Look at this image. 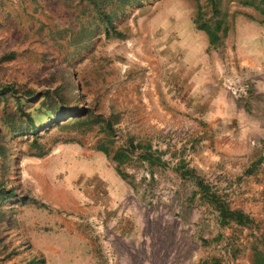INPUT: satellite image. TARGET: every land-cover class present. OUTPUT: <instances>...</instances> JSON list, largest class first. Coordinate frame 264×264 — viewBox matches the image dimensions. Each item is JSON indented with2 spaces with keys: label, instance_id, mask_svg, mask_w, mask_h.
I'll use <instances>...</instances> for the list:
<instances>
[{
  "label": "rangeland",
  "instance_id": "rangeland-1",
  "mask_svg": "<svg viewBox=\"0 0 264 264\" xmlns=\"http://www.w3.org/2000/svg\"><path fill=\"white\" fill-rule=\"evenodd\" d=\"M215 1L212 49L195 0H102L108 33L86 0H0V264L264 255V15ZM196 180L252 223L220 225Z\"/></svg>",
  "mask_w": 264,
  "mask_h": 264
},
{
  "label": "trees",
  "instance_id": "trees-1",
  "mask_svg": "<svg viewBox=\"0 0 264 264\" xmlns=\"http://www.w3.org/2000/svg\"><path fill=\"white\" fill-rule=\"evenodd\" d=\"M86 1L88 5L93 9L97 17L100 19V21L102 22L106 32L108 33L110 30L114 29L110 16L105 12V10L102 7V2H101L102 0H86ZM195 2H196V16L193 22L195 28L199 31H203L206 34L208 38L209 48L216 49L222 44L223 38L226 37L228 33V27L225 25L223 20L216 19V17L219 14V11L215 0H210L211 17L209 19L204 18V14L202 12V8L198 0H195ZM242 3L244 6L252 7L256 12H258L261 15H264V0H245L242 1ZM11 91L12 90H7V89L3 90V92H11ZM46 94H49L45 98L46 101H51L53 105L56 107V109H60L61 100H56L54 95L48 92H46ZM13 96L16 97L17 101H20L22 98L21 96L19 97L15 96V94ZM93 119H94L93 123H98V117H94ZM30 123H31V127H30L31 131H35L36 127L34 126V123L33 122ZM103 124L104 127H107V129H111L112 127L110 121H105L103 122ZM134 149L135 147L130 145L128 149H125L123 151H118L114 154V156L110 157V154L106 149H104L103 147L98 148L99 151L103 152L106 156L110 157L111 160L116 162L118 167L120 164L124 163V160L122 159L123 158L127 159L129 155L132 154ZM139 156L143 161H146L150 165L162 163L159 158H155L148 151L141 153ZM186 173L190 174L191 172H186ZM196 186L200 190L201 197L205 199L206 202L210 204L217 211L220 225H227L228 223L233 222L236 225L245 226L252 223L251 220L247 216H245L242 212L231 210L228 207V205L219 198V196H216L215 193H212L210 191V188L204 185L200 180H196ZM11 196H14V193L12 191H4L1 190L0 187V199H6ZM28 264H45V263L43 259L39 260L33 258L32 260L29 261ZM202 264H221V262L216 258H211L209 261L203 262ZM251 264H264L263 253L254 250Z\"/></svg>",
  "mask_w": 264,
  "mask_h": 264
},
{
  "label": "built area",
  "instance_id": "built-area-1",
  "mask_svg": "<svg viewBox=\"0 0 264 264\" xmlns=\"http://www.w3.org/2000/svg\"><path fill=\"white\" fill-rule=\"evenodd\" d=\"M224 255H225V257H227V256L230 257L229 251H226V253ZM232 262L233 263H239V261L237 259L234 261L232 260Z\"/></svg>",
  "mask_w": 264,
  "mask_h": 264
},
{
  "label": "crops",
  "instance_id": "crops-1",
  "mask_svg": "<svg viewBox=\"0 0 264 264\" xmlns=\"http://www.w3.org/2000/svg\"><path fill=\"white\" fill-rule=\"evenodd\" d=\"M253 40L255 41V40H256V38H253V39H252V40H250V41H253ZM263 58H264V55H263Z\"/></svg>",
  "mask_w": 264,
  "mask_h": 264
}]
</instances>
